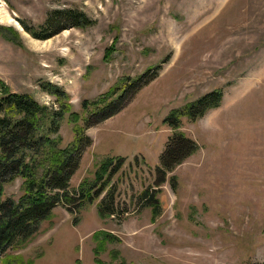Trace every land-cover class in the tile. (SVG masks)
<instances>
[{
	"label": "rangeland",
	"instance_id": "obj_1",
	"mask_svg": "<svg viewBox=\"0 0 264 264\" xmlns=\"http://www.w3.org/2000/svg\"><path fill=\"white\" fill-rule=\"evenodd\" d=\"M64 9L91 23L45 39L20 26ZM137 78L116 111L88 117ZM45 82L66 94L58 148L92 121L68 190L102 191L73 211L55 205L0 264L264 263V0H0V86L57 108ZM213 89L218 106L175 130L195 151L159 180L173 133L162 119ZM108 158L120 167L96 180ZM20 183L5 184L2 197L17 198ZM107 192L114 214L100 217Z\"/></svg>",
	"mask_w": 264,
	"mask_h": 264
},
{
	"label": "trees",
	"instance_id": "obj_2",
	"mask_svg": "<svg viewBox=\"0 0 264 264\" xmlns=\"http://www.w3.org/2000/svg\"><path fill=\"white\" fill-rule=\"evenodd\" d=\"M90 23L91 20L84 13L64 9L52 10L38 26H31L23 21H20V26L31 37L45 39L66 27L82 28ZM9 39L13 40V37L10 36ZM139 81L137 78L124 85L121 90L111 89L110 96L117 91L119 94L112 100H109V96L101 107H94L88 117L108 108L112 112L109 111L94 121H100L112 114L121 105L120 101L126 98L127 91L132 90L133 85H139ZM40 87L55 97L57 108L39 104L27 93L13 92L3 84L0 86V261L3 263H10L8 260L15 259L5 254V251L17 248L32 237L41 220L49 215L55 205L66 206L68 210V206L72 205L70 210L73 211L81 199H91L102 191L101 188L98 192H91L93 183L80 185L77 190H68L69 177L78 164L82 150L90 144L83 129L92 121L89 122L90 118L86 119L82 127L74 125V136L70 144L58 148L57 127L68 109L64 102L66 94L61 88L48 82L40 84ZM221 95L220 89H213L177 109L170 110L162 119L173 133L159 156V180L162 179L161 174L170 171L196 149L192 140L175 131L181 118L195 120L207 110L218 106ZM75 115L71 112L69 117L72 121ZM120 165L119 159L114 164L110 158L103 160L95 172V179L101 180L103 173H111ZM15 178L21 180V193L17 198L2 197L4 185ZM149 203L152 214H157V200L151 198ZM97 213L100 217L114 214L112 192H107L98 202Z\"/></svg>",
	"mask_w": 264,
	"mask_h": 264
}]
</instances>
